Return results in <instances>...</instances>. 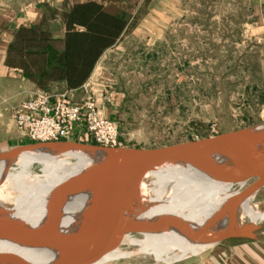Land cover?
<instances>
[{
    "label": "rangeland",
    "instance_id": "obj_1",
    "mask_svg": "<svg viewBox=\"0 0 264 264\" xmlns=\"http://www.w3.org/2000/svg\"><path fill=\"white\" fill-rule=\"evenodd\" d=\"M180 11L168 27L167 42L147 44L132 34L123 54L116 55L118 85L130 96L116 118L126 121L122 146L157 148L264 122V0H180ZM156 46L162 51L153 52ZM12 115L13 110L4 122L0 151L26 142L9 125ZM30 171L41 176L43 165L33 162ZM251 179L234 183L229 192L238 193L257 178ZM252 199L264 204V187ZM259 225L264 233V221ZM205 250L173 262L135 253L105 264H183Z\"/></svg>",
    "mask_w": 264,
    "mask_h": 264
},
{
    "label": "bare ground",
    "instance_id": "obj_2",
    "mask_svg": "<svg viewBox=\"0 0 264 264\" xmlns=\"http://www.w3.org/2000/svg\"><path fill=\"white\" fill-rule=\"evenodd\" d=\"M67 156L76 161H68ZM33 162L43 165L41 176L31 173ZM85 162V156L79 153L23 156L12 167L0 162V222H6L8 227L27 228L58 224L64 234L75 232L84 216L85 197L65 199L61 205L54 204L50 208L47 203L56 187L79 171ZM231 166V163L217 160L210 172L193 166L168 167L146 176L128 192V212L139 221L155 223L160 232L139 234L142 239L129 233L121 234L93 248L90 252L92 262L88 264H105L135 253H149L158 261L173 262L207 249L211 244L204 240L214 234L248 233L264 238V233L257 228L264 221V204L254 203L253 194L223 208L237 193L229 192L234 183L242 185L244 179L256 177L255 185L264 180V172L233 165L242 173L238 181L226 182L216 171ZM103 181L93 179L86 193L90 203L95 200L105 217L109 210V188L101 185ZM120 245L132 249L121 250ZM0 251L15 253L8 264H42L54 256L45 248L22 247L6 241H0Z\"/></svg>",
    "mask_w": 264,
    "mask_h": 264
},
{
    "label": "water",
    "instance_id": "obj_3",
    "mask_svg": "<svg viewBox=\"0 0 264 264\" xmlns=\"http://www.w3.org/2000/svg\"><path fill=\"white\" fill-rule=\"evenodd\" d=\"M67 153L82 154L86 162L79 171L56 187L48 200L47 208L54 204L61 205L65 199L85 197L84 216L79 228L73 233L64 234L58 224L27 228L8 227L6 222H0V241L22 247L45 248L54 254L42 264H88L92 262L90 252L93 248L107 244L121 234L160 232L155 223L139 221L128 212V192L154 171L188 166L211 171L215 162L222 160L232 166H245L264 172V122L157 148L106 147L77 140L23 142L1 150L0 162H5L6 167H12L23 156ZM232 166L225 172H216L222 174L224 181L236 182L242 171ZM96 178L105 180L101 185H108L109 188V210L105 217L95 200L90 203L86 193L91 189L92 180ZM261 187H264V180L255 185L251 182L234 194L223 208L256 193ZM231 238L253 237L248 233L214 234L204 242L212 245ZM14 257L15 253L0 251V264H8Z\"/></svg>",
    "mask_w": 264,
    "mask_h": 264
},
{
    "label": "crops",
    "instance_id": "obj_4",
    "mask_svg": "<svg viewBox=\"0 0 264 264\" xmlns=\"http://www.w3.org/2000/svg\"><path fill=\"white\" fill-rule=\"evenodd\" d=\"M86 0H0V141L4 122L10 112L29 99L35 90H42L25 78L22 71L6 63L7 51L15 33L21 27H32L50 16L51 12L62 11L66 6ZM183 14L180 0H157L156 4L139 19L131 31L147 44L167 42L169 25ZM62 32L58 35L61 36ZM171 35V33L169 34ZM123 43L107 49L89 78L83 85H89L96 98L99 116L117 120V112L124 98L118 78L115 76L116 55L123 54ZM121 56V55H120ZM82 86L68 90L63 83L50 88L52 94L65 93L72 101L82 97ZM121 129L123 123L117 121ZM13 124L9 120V125ZM15 128V127H14ZM183 264H264V240L231 238L209 246L205 251Z\"/></svg>",
    "mask_w": 264,
    "mask_h": 264
},
{
    "label": "trees",
    "instance_id": "obj_5",
    "mask_svg": "<svg viewBox=\"0 0 264 264\" xmlns=\"http://www.w3.org/2000/svg\"><path fill=\"white\" fill-rule=\"evenodd\" d=\"M156 2H75L60 12H51L37 25L19 28L9 44L6 63L20 69L25 78L46 92L60 83L68 90L76 89L86 82L107 49L132 37V29ZM59 32H62L61 36ZM152 49L156 53L159 49L162 51L161 46ZM153 52L144 59L149 61ZM123 91L127 92L126 89ZM123 99L122 111L130 96Z\"/></svg>",
    "mask_w": 264,
    "mask_h": 264
},
{
    "label": "built area",
    "instance_id": "obj_6",
    "mask_svg": "<svg viewBox=\"0 0 264 264\" xmlns=\"http://www.w3.org/2000/svg\"><path fill=\"white\" fill-rule=\"evenodd\" d=\"M82 92L80 100L72 101L65 93L35 90L13 112L20 138L26 142L77 140L106 147L122 146L119 123L99 116L89 85H83Z\"/></svg>",
    "mask_w": 264,
    "mask_h": 264
}]
</instances>
